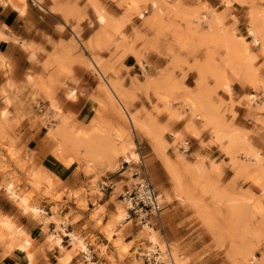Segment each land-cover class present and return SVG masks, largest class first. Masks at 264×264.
Masks as SVG:
<instances>
[{
	"label": "rangeland",
	"instance_id": "obj_1",
	"mask_svg": "<svg viewBox=\"0 0 264 264\" xmlns=\"http://www.w3.org/2000/svg\"><path fill=\"white\" fill-rule=\"evenodd\" d=\"M84 1L91 16L78 5L61 11L79 37H71V47L62 44L54 59L63 81L36 82L38 111L15 117L0 110V261L22 250L36 264V241L27 233L36 220L44 223L43 243L63 249V220L57 207L49 218L46 205L66 201L88 209L103 196L101 183L109 185L124 171L113 182L108 239L121 263L138 256V242L162 244L157 228L128 219L121 196L143 164L162 197L176 264H264V160L249 145L251 132L235 125L236 108L262 110L256 104L264 98V0H216L217 6L207 0H107L109 8ZM234 3L247 12L238 16ZM88 20L101 26L84 43L80 28ZM128 24L134 29L126 36ZM129 55L138 70L127 67ZM74 64L84 70L80 79L72 76ZM240 79L255 92L237 96L233 85ZM38 99L49 101V108ZM187 140L191 153L183 154L179 146ZM213 148L228 161L215 157ZM104 215V207L94 212L102 217L99 226ZM130 229L138 236L126 242ZM108 261L117 264L113 255Z\"/></svg>",
	"mask_w": 264,
	"mask_h": 264
},
{
	"label": "crops",
	"instance_id": "obj_2",
	"mask_svg": "<svg viewBox=\"0 0 264 264\" xmlns=\"http://www.w3.org/2000/svg\"><path fill=\"white\" fill-rule=\"evenodd\" d=\"M105 7H111L112 3L107 0H98ZM211 5H219V1L207 0ZM84 0L76 2V0H42L38 3L37 0H0V110L8 108V111L15 117L27 113L28 110L38 111L36 104L33 103V97L38 96L39 89L36 88V82L43 80L49 84L50 80L63 81L59 78L58 63L54 61L62 51V44L71 47V37L79 39L70 25H66L63 21L64 8H75L77 5L91 16L93 13L91 6H85ZM234 10L238 16L247 12V9L241 5L234 3ZM139 22H136V27L140 28ZM66 27L65 31H61L59 26ZM71 25L75 26L76 22L71 21ZM100 23L89 20L81 23L80 40L87 43L97 33ZM133 26L130 24L126 27V36L133 35ZM151 34H148L150 37ZM140 45L137 46L139 48ZM115 47H111L113 50ZM75 54H73L74 56ZM107 58V54H102ZM54 63V68L47 69L46 64ZM125 63L129 68L136 69V61L131 55L125 58ZM138 70V69H136ZM73 77L80 79L84 74V70L80 65L72 66ZM125 75V74H124ZM51 78V79H50ZM233 87L237 96H242L245 91H250L247 83L243 79L235 82ZM254 95V94H253ZM45 95L42 94L41 97ZM61 96L58 92L57 97ZM260 103L256 104L262 110L249 113L245 108L235 109L238 115L235 125L241 130L251 132L250 144L254 150L260 152V157L264 160V98L260 95ZM10 100L12 105L7 106L6 101ZM229 101V98H227ZM40 107L47 109L50 106L49 101L38 99ZM257 109L256 106L253 107ZM252 115L249 120L246 118ZM230 119V118H229ZM260 120V122L257 121ZM43 128L46 127H41ZM21 129L27 131L30 129L29 121L21 122ZM214 156L220 161L227 162L224 154H221L216 148ZM127 171L120 173L117 178H121ZM117 178H114V182ZM102 197H94L88 204V209H85L76 203H56V205L48 206L49 218L52 215V208H58V216H61L62 222L60 228L66 232V235L58 233L62 237L61 249L59 246L50 248L49 244H44V234L42 221H34V226L28 230V234L36 241V249L34 259L36 264H109L108 257L113 255L117 264H130L134 260H138V256L126 258L121 263L118 253L113 248L111 241L108 239L104 228L108 221L107 213L114 208L111 203V198L114 193L110 190L103 192ZM110 193V196L105 194ZM98 205V206H97ZM97 206V207H96ZM99 207H104L105 215L103 224L99 226L98 220L101 216L94 217V212ZM31 219L29 221L32 222ZM28 226H26L27 228ZM49 227L55 229V223H50ZM28 229V228H27ZM36 231V232H35ZM130 229L125 233L126 242L133 241L138 233ZM115 239V237H114ZM80 243H83V249H78ZM140 242L136 243V248ZM77 247V248H76ZM69 258L68 262L60 263L62 259ZM1 264H31L27 253L22 250H17L11 255L0 261Z\"/></svg>",
	"mask_w": 264,
	"mask_h": 264
},
{
	"label": "built area",
	"instance_id": "obj_3",
	"mask_svg": "<svg viewBox=\"0 0 264 264\" xmlns=\"http://www.w3.org/2000/svg\"><path fill=\"white\" fill-rule=\"evenodd\" d=\"M179 150L183 154L191 153V141H185L179 146ZM135 182L131 187L124 188L121 196L124 201L129 204L128 219L134 218L139 225L144 227L157 228L162 244H154L151 240L141 241L140 253L138 254V262L140 264H176L171 250V244L166 236V227L164 224V206L162 197L155 189L146 166L142 164L139 172L134 173ZM108 184L101 183L100 190L105 192L115 190L113 181Z\"/></svg>",
	"mask_w": 264,
	"mask_h": 264
}]
</instances>
